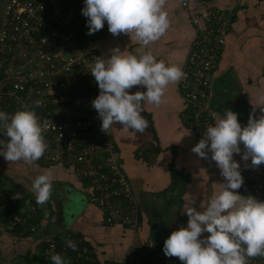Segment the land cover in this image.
<instances>
[{
  "label": "crops",
  "instance_id": "0c3cea01",
  "mask_svg": "<svg viewBox=\"0 0 264 264\" xmlns=\"http://www.w3.org/2000/svg\"><path fill=\"white\" fill-rule=\"evenodd\" d=\"M39 1L60 16L66 30L91 42L105 59L110 58L115 48L125 55L137 56L150 50L157 61L175 64L182 69L192 41L209 25L208 22L195 24L194 15L206 9L233 11L232 24L225 32L226 43L211 76L214 124L228 109L238 114L242 127L247 125L250 114L256 118L264 115V0H187V5H183L182 0H166L164 10L168 14L169 27L147 47L123 33L113 36L108 31L107 22L103 29L88 35L87 18L81 11L84 0ZM5 4L6 0H0V26ZM11 60L0 57L4 76ZM63 78L67 87L56 88V96L65 90L73 99L95 91L78 72ZM138 90L146 91L139 86L130 91ZM3 105L10 114L6 104ZM54 107L59 112L58 117L69 121L83 115L82 112L93 113L91 107L80 111L72 108L71 103ZM142 107V115L149 122V128L143 134L125 131L120 125L111 128L122 169L140 206L137 222H108V210L91 199L93 187L90 181L73 166L64 168L60 162H51L47 150L31 165L23 161L9 163L0 158V264H50L45 257L48 238L56 239L59 254L70 264H182L177 257L164 255L165 240L173 231L187 227L188 216L184 208L188 201L194 200V206L202 211L201 205L206 206L225 181L211 160V153L208 159H203L192 152L202 137L195 131L197 126L180 92L179 82L167 86L159 106L142 102ZM35 112L45 113L41 110ZM0 139H5L2 130ZM240 147L242 154L243 144ZM234 159L240 163L245 180L241 190H237L239 194L264 200V193L246 192L253 169L251 160L245 167L241 155L234 154ZM49 168L54 170L51 196L41 206L36 203L32 182ZM70 193L78 201L74 216L68 208ZM20 202L21 208L13 206ZM13 215L27 218V222L15 231L9 225ZM34 223L39 228L33 232ZM70 238H76L88 247L82 260L77 259L67 246L66 241ZM144 251L153 253L155 261L144 258Z\"/></svg>",
  "mask_w": 264,
  "mask_h": 264
},
{
  "label": "clouds",
  "instance_id": "9594fccd",
  "mask_svg": "<svg viewBox=\"0 0 264 264\" xmlns=\"http://www.w3.org/2000/svg\"><path fill=\"white\" fill-rule=\"evenodd\" d=\"M84 4L81 11L87 18L88 35L103 29L107 22L113 36L123 33L147 47L169 27L166 0H84ZM90 72L99 88L92 107L104 133L120 125L125 131L143 134L149 122L142 115V102L159 106L167 86L187 77L180 66L157 61L150 50L137 56L125 55L119 48L112 49L108 59L96 57ZM134 86L146 91L133 93L130 90ZM35 106L40 107L41 102L36 101ZM48 126L47 120L41 122L35 110L27 107L13 114L0 111V130L5 137L0 139V156L9 163L37 162L48 147L44 137ZM192 152L203 159L211 153L225 182L206 206L201 205L202 211L194 206V200L185 204L187 227L169 235L163 245L164 255L177 257L182 264H248L249 258L264 257V201L239 194L244 178L240 163L234 159V154L241 155L245 167L250 159L254 169L264 164V115L256 118L250 114L242 127L238 114L228 109L214 126L207 127ZM53 176L54 170L49 168L34 178L32 191L38 205L49 201ZM66 243L73 251L77 249L73 241ZM50 259L52 264H66L58 253Z\"/></svg>",
  "mask_w": 264,
  "mask_h": 264
},
{
  "label": "built area",
  "instance_id": "2783aa9c",
  "mask_svg": "<svg viewBox=\"0 0 264 264\" xmlns=\"http://www.w3.org/2000/svg\"><path fill=\"white\" fill-rule=\"evenodd\" d=\"M182 3L187 5V0ZM233 18V11L218 8L206 9L193 17L195 24L208 22L209 25L191 43L182 69L187 77L179 82V89L197 126L195 131L202 138L207 127L214 126L211 76ZM0 57L12 59L5 76L0 77V111L6 112L5 103H14L21 110L27 107L45 111L36 114L41 122L48 121L44 137L49 160L60 162L64 168L73 166L90 181L93 187L91 199L108 210V222L136 223L140 206L122 169L111 129L108 133L101 131L102 121L92 107L99 88L90 71L96 57H102L101 53L76 32L66 30L60 16L51 12L44 2L6 0L0 26ZM74 72H78L95 91L73 99L65 90L56 96V88L67 87L63 77ZM36 101L41 102L40 107L35 106ZM69 103L80 111L91 107L93 113L82 112L83 115L70 121L58 117L59 112L54 106L63 107ZM248 191L257 195L264 193V164L252 169ZM26 222V217L13 215L9 225L15 231ZM38 228L39 225L34 223L31 230L34 232ZM70 240L77 245L76 258L82 260L88 247L76 238ZM47 241L45 257L52 264L51 256L59 254L58 242L54 238ZM142 256L155 261L151 252L144 251ZM66 264L70 263L66 261ZM248 264H264V257L249 258Z\"/></svg>",
  "mask_w": 264,
  "mask_h": 264
},
{
  "label": "trees",
  "instance_id": "16d2710c",
  "mask_svg": "<svg viewBox=\"0 0 264 264\" xmlns=\"http://www.w3.org/2000/svg\"><path fill=\"white\" fill-rule=\"evenodd\" d=\"M2 72H3V70L0 69V77L3 76V73H2ZM5 104H6V108L9 110L10 114L15 113V111H17V110L19 109L14 103H10V104L5 103ZM15 106H16V107H15ZM19 110H20V109H19ZM0 158L3 159L4 157H3V156H0ZM240 190H241V188H240ZM246 192L249 193L248 190H246ZM13 206H14L15 208H21V207H22V203H21V202H20V203H15V204H13Z\"/></svg>",
  "mask_w": 264,
  "mask_h": 264
},
{
  "label": "water",
  "instance_id": "95a60500",
  "mask_svg": "<svg viewBox=\"0 0 264 264\" xmlns=\"http://www.w3.org/2000/svg\"><path fill=\"white\" fill-rule=\"evenodd\" d=\"M68 202L71 204L69 208V211H71L73 213V216L75 215V213H77V204H78V201L75 197V195L73 193H70L69 194V197H68Z\"/></svg>",
  "mask_w": 264,
  "mask_h": 264
}]
</instances>
